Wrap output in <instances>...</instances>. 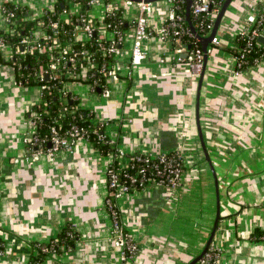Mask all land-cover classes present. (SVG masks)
<instances>
[{
  "label": "crops",
  "instance_id": "0c3cea01",
  "mask_svg": "<svg viewBox=\"0 0 264 264\" xmlns=\"http://www.w3.org/2000/svg\"><path fill=\"white\" fill-rule=\"evenodd\" d=\"M58 1L0 0V34L11 29L2 12L6 4L25 7L26 19L34 21ZM261 6L264 0H233L228 7L217 44L210 45L199 98L200 76L158 36L143 45L147 61L131 65L129 29L137 11H125L128 30L115 58L118 80L110 96L91 92L82 82L66 83L78 108L93 114L91 123L104 126L108 155L81 138L73 154L32 162L30 113L41 91L17 82L9 64L12 50L0 47V264H26L36 254L32 244L48 243L65 227L77 233L74 250L47 256L42 264H119L105 207L107 170L117 161L116 149L125 154L117 161L122 168L134 154L179 152L184 160L177 191L150 186L118 201L122 223L139 248L128 264L191 263L205 247L216 210L212 174L198 139L197 99L202 137L219 181L221 219L211 244L220 255L215 264H264V240L250 241L256 229L264 232V59L238 72L232 52L248 17H257ZM67 9L70 15L85 14L75 0ZM169 10L166 1L156 2L151 27L159 30ZM86 15L101 21L104 6L90 7ZM34 33L40 38V30Z\"/></svg>",
  "mask_w": 264,
  "mask_h": 264
},
{
  "label": "built area",
  "instance_id": "2783aa9c",
  "mask_svg": "<svg viewBox=\"0 0 264 264\" xmlns=\"http://www.w3.org/2000/svg\"><path fill=\"white\" fill-rule=\"evenodd\" d=\"M75 1L82 5L84 0ZM118 1L85 0V6L87 8L104 6V18L95 23L86 14L81 13L77 15V24L72 32L71 40H73L71 42H73V45L76 43H89L92 41L93 36L97 37V50L95 52L101 56V63L94 72L98 76L97 79L93 78V73L91 72L94 53L87 55V62L76 69L74 64H76L80 56L85 55V52L73 50L71 42L60 41L65 35V32L60 30L58 22L50 23L51 34L45 28H38L41 31L40 38H36V34L34 33L31 38H22L19 42V48L24 53L33 54L38 51L48 56V67L44 68L40 66L36 73L37 77L41 80L45 77L52 78L55 73L60 72L61 66L64 67L66 64H73L74 66L64 73L70 79L69 81H88L89 83L87 85L90 87L91 92L95 93V89L99 88L100 93L98 95L109 97L112 90V83L118 80L115 58L120 54L124 37L119 31L109 30V25L105 23V19L114 16L118 12L121 13L122 17L125 11L132 8L137 11V16L131 23L132 25L129 29L132 37L131 65L139 66L147 61L148 54L144 50L143 45L150 37L158 36L164 42L174 40L176 44V47L172 50L174 55L186 54V59L184 60L188 63L192 73L196 77L200 76L203 68L202 49L196 48L190 51L181 44L182 36L194 37L189 28L184 26L182 16L177 13L181 8L182 2L185 3L184 0H165L170 10L164 24L159 30L152 28L150 24V17L156 2L152 3L147 0H123L121 4ZM223 2L224 0H221L218 6L215 0H191L190 14L196 20H199V25L207 31L203 36L206 37L211 33L215 17L219 13L220 6H222ZM2 12L6 23L11 25L14 13L7 11L5 6ZM256 23L257 17H248L247 28L240 34L243 36L248 35L247 48H251L254 40L263 37L259 29L253 28V25ZM9 27L11 28V26ZM211 44H217L215 37L212 39ZM0 47H5L2 40L0 41ZM209 52L210 49L208 54ZM243 57L241 55L239 59H243ZM66 85L65 83L63 87L58 89L59 95L71 94L66 88ZM38 87L40 88L41 95L45 89L47 90L45 85ZM30 123L33 128V135L27 143L30 147V160L32 162L38 161L42 156L52 160L60 152L73 154L74 145L78 139L84 138L88 140L87 132L83 128L76 126L71 127L64 135L60 134L55 127H51L49 136L40 138L36 131L37 119H31ZM46 142L48 143V147L45 149L43 148V144ZM124 155L123 151L116 149L113 157L118 161ZM126 158H129V160L125 168H122L117 161L109 165L107 170L108 190L105 200V207L110 218L109 241L119 250V264H128L137 256L139 248L122 223L117 206L118 201L124 196L133 192L143 191L150 186L165 188L171 192H175L181 186L184 172V160L182 154L179 152L163 153L156 156L134 154ZM40 246L39 253L56 255L51 254L52 247L45 246V244H40ZM2 247L3 244L1 243L0 248ZM35 253H38V251H35ZM219 256V252L210 246L198 264H215Z\"/></svg>",
  "mask_w": 264,
  "mask_h": 264
},
{
  "label": "trees",
  "instance_id": "16d2710c",
  "mask_svg": "<svg viewBox=\"0 0 264 264\" xmlns=\"http://www.w3.org/2000/svg\"><path fill=\"white\" fill-rule=\"evenodd\" d=\"M72 0H59L54 6L52 11H45L43 15L34 21H28L26 19V13L28 12L25 7H19L12 4L5 5V9L14 13V18L11 21V29L9 33H1L0 39L4 43L5 47H9L12 50V58L9 64L13 65L16 74V80L21 85L25 86H40L45 85V89L41 95V101L32 108L31 119H37V135L40 138L48 137L51 127L58 129L59 133L64 135L71 127L76 126L83 128L87 132L88 140L94 144V146L104 155L110 154L112 151L106 142L104 136L103 125H93L91 120L93 114L89 110L78 108L79 100L74 95L66 94L59 95L58 89L63 87L70 79L64 75L74 65L78 69L81 65L87 62V55L94 53L93 61V78L97 79L98 76L94 73L97 67L101 63V56L95 52L97 50L96 36H93L92 41L89 43H76L73 45L71 42L72 32L77 24V15H70L67 5ZM219 6L221 0H215ZM221 5V4H220ZM84 7L83 12L86 14L88 8L85 6V0L82 2ZM181 8L177 12L182 16L184 26L189 28V23L186 19V4L182 2ZM221 7V6H220ZM67 14L69 18L67 20L61 19V15ZM190 24L194 27L199 35H205L206 30L199 25V20H196L191 14L189 16ZM58 22L60 30L65 32L63 38L60 41L71 42L72 48L75 51H84L85 55L80 56L76 64L60 67V72L55 73L52 78H40L36 73L40 66L47 68L49 64V58L47 55L40 52H34L33 54L24 53L19 48V42L22 38H31L34 32L38 28H45L49 34H51L50 23ZM96 23V21H94ZM260 22V23H259ZM105 23L109 25V30L119 31L122 35H125L127 29V22L122 19L121 13H116L114 16L107 17ZM264 8L259 7V15L257 16V23L253 25L254 29H259L260 34L263 35L264 29ZM129 28V27H128ZM248 35H238L236 41L238 48L232 51L235 59H238L235 63V69L238 72H243L252 65L258 64L264 59V48L258 42V39L253 41L251 48H247ZM171 49L176 47L174 40L168 42ZM181 44L187 50H194L196 48L201 49L199 42L194 37L184 35L181 37ZM243 55V59H239ZM82 83L88 84V81ZM63 84V85H62ZM95 93H100V89L96 88ZM48 143L43 144V148H47ZM264 240V232L256 229L250 237L251 242H259ZM77 241V233L73 231L71 227H65L54 239L48 243H44L45 246L52 247L51 254L61 255L65 252H72L74 250L75 243ZM1 244V242H0ZM41 243V245H44ZM40 244H32V249L37 254L31 256L28 264H42L45 257L48 254L39 253ZM2 248H0V252Z\"/></svg>",
  "mask_w": 264,
  "mask_h": 264
},
{
  "label": "water",
  "instance_id": "95a60500",
  "mask_svg": "<svg viewBox=\"0 0 264 264\" xmlns=\"http://www.w3.org/2000/svg\"><path fill=\"white\" fill-rule=\"evenodd\" d=\"M148 2H159V1H165V0H147ZM186 3V19L189 23V30L191 31L192 35L194 36V38L199 42L202 52H203V68H202V73L200 74V79H199V83H198V94L197 97L199 98V91H200V87L202 84V79L204 76V71L206 69V65H207V60H208V51L210 49V45L212 42V39L215 37L218 28L220 26V23L228 9V7L231 5V3L233 2V0H224L219 13L217 14V16L215 17L214 20V26L213 29L211 31V33L208 36H202L199 35L197 33V31L194 29V27L190 24V4H191V0H184ZM259 42L264 43V37H260L258 39ZM182 58L186 59V54L182 55ZM199 101L197 99V104H196V123H197V133H198V139L200 142V146H201V150L203 152V156L205 161L207 162L209 169L211 171L212 174V178H213V183H214V189H215V197H216V210H215V218H214V223L213 226L211 228L210 231V235L208 237V240L206 241L205 247L202 250V252L189 264H198V262H200L203 258V256L205 255V253L207 252V250L209 249V247L212 244V241L214 239V235L216 233L217 227H218V223L221 219L220 217V197H219V181H218V177L216 174V171L214 169V166L211 162V159L209 157V153L206 149V146L204 144V140L202 137V132H201V128H200V123H199Z\"/></svg>",
  "mask_w": 264,
  "mask_h": 264
},
{
  "label": "rangeland",
  "instance_id": "374dc122",
  "mask_svg": "<svg viewBox=\"0 0 264 264\" xmlns=\"http://www.w3.org/2000/svg\"><path fill=\"white\" fill-rule=\"evenodd\" d=\"M87 96H88V95H87ZM31 132H33V129L31 130ZM32 135H33V133H32ZM32 135H31V136H32ZM30 138H31V137H30ZM36 254H37V253H36ZM49 256H50V255H49ZM28 263H29V260H28V262H27L26 264H28Z\"/></svg>",
  "mask_w": 264,
  "mask_h": 264
}]
</instances>
